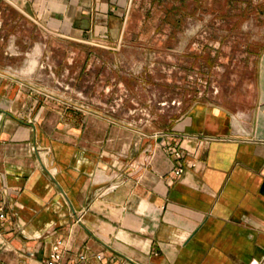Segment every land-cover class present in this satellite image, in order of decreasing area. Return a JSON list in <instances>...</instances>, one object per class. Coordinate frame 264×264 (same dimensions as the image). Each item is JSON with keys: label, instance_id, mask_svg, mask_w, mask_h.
Masks as SVG:
<instances>
[{"label": "crops", "instance_id": "crops-1", "mask_svg": "<svg viewBox=\"0 0 264 264\" xmlns=\"http://www.w3.org/2000/svg\"><path fill=\"white\" fill-rule=\"evenodd\" d=\"M140 2L0 0V264L58 240L85 264H264V51L234 98L168 125L79 107L77 74L142 30Z\"/></svg>", "mask_w": 264, "mask_h": 264}, {"label": "rangeland", "instance_id": "rangeland-1", "mask_svg": "<svg viewBox=\"0 0 264 264\" xmlns=\"http://www.w3.org/2000/svg\"><path fill=\"white\" fill-rule=\"evenodd\" d=\"M139 8L142 30L126 34L125 47L96 48L97 78L77 74L79 107L122 121L131 108L133 119L168 125L213 102L216 88L234 98L235 83L251 79L264 51V0H141Z\"/></svg>", "mask_w": 264, "mask_h": 264}, {"label": "built area", "instance_id": "built-area-1", "mask_svg": "<svg viewBox=\"0 0 264 264\" xmlns=\"http://www.w3.org/2000/svg\"><path fill=\"white\" fill-rule=\"evenodd\" d=\"M173 154L178 163L174 168V174L178 177L183 173V168L179 163V161L183 158V153L177 150L174 151ZM8 216L9 212L7 203L0 195V222H4L5 220H7ZM63 247V241H56L53 244L51 251L49 252L50 254L48 256V259L44 264H85L87 262L88 256L85 253H82L78 256L77 262L72 260H65V252ZM96 259L98 261H102V255L97 254Z\"/></svg>", "mask_w": 264, "mask_h": 264}, {"label": "water", "instance_id": "water-1", "mask_svg": "<svg viewBox=\"0 0 264 264\" xmlns=\"http://www.w3.org/2000/svg\"><path fill=\"white\" fill-rule=\"evenodd\" d=\"M262 188H263V189H262V191H261V192H262V194H264V183H263V186H262Z\"/></svg>", "mask_w": 264, "mask_h": 264}]
</instances>
